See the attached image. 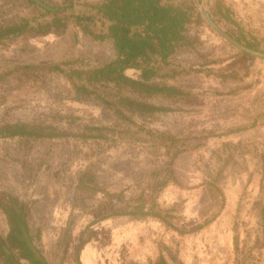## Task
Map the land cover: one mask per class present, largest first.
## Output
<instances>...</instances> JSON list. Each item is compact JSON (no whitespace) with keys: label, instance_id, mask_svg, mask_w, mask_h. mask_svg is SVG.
<instances>
[{"label":"rangeland","instance_id":"1","mask_svg":"<svg viewBox=\"0 0 264 264\" xmlns=\"http://www.w3.org/2000/svg\"><path fill=\"white\" fill-rule=\"evenodd\" d=\"M40 1L51 8L71 3L73 9L61 15L69 16L90 14L86 5L103 0ZM221 1V13L218 0L199 3L228 36L245 47L252 43L254 51L264 53V0ZM43 9L24 0H0V17L39 15ZM197 10L204 21L189 26L188 34L198 54L180 49L170 66L161 67L160 75L184 67L188 75L168 81L192 90L198 99L178 104L152 99L153 105L171 111L136 121L173 134L184 132V137L212 132L216 136L182 138L176 159L177 151L168 152L133 126L129 127L135 136L130 131L124 137L111 133L110 140L0 139V194L18 196L28 205L30 233H40L35 244L43 251L45 263L78 264L79 249L81 264H150L160 255L169 264H264V59L254 56L245 62L243 51L219 35L202 10ZM52 19L46 16L43 21ZM82 54L115 57L111 41L94 42L70 26L61 33L30 36L26 48L21 39L7 41L0 47V67H49ZM126 74L138 78L139 72L131 69ZM237 74L240 80L220 76ZM75 95L59 73H40L30 80L12 75L0 84V127L16 122L36 125L53 112L79 119L73 124L48 121L67 133H82L85 125L118 130L121 122L112 112L94 100L77 102ZM237 127L245 130L225 134ZM172 162L181 184L170 183L157 200L172 217L168 220L173 229L154 217L137 221L123 216L126 202L141 191L152 197L156 184L152 173L160 169V179H164L163 169ZM84 174L95 177L99 192L90 195L77 190ZM106 192L120 196L110 201ZM70 222L68 240L58 246ZM8 232L7 218L0 209V236L5 238ZM64 246H68L66 251Z\"/></svg>","mask_w":264,"mask_h":264},{"label":"trees","instance_id":"2","mask_svg":"<svg viewBox=\"0 0 264 264\" xmlns=\"http://www.w3.org/2000/svg\"><path fill=\"white\" fill-rule=\"evenodd\" d=\"M24 1L28 5L38 8L34 1ZM218 2L220 3L216 4V7L221 13L223 2L221 0ZM65 4L68 6L52 8L54 9L52 11L43 9L44 12H39V15L27 17L19 15L1 16L0 47H4L7 41L21 39L23 47L26 48L29 45L30 36H45L51 32L61 33L68 30L70 26H74L94 42L111 41L115 57L104 59L97 55L82 54L49 67L40 65L0 67V84L6 82L12 75H15L18 80H30L40 73L43 75L52 72L59 73L74 88L75 101L80 103L89 100L96 101L105 110L112 112L120 120L121 125L117 126L118 130L116 131L115 128L85 125L81 128L82 133H67V131L49 124V122L73 124L79 119L74 116L48 112L43 123L35 125L16 122L1 126L0 134H6L0 135V139L22 138L32 141L73 137L86 141L110 140L109 134L114 133L116 136L124 137L129 131L132 133L129 126H133L155 138L158 145L168 152L177 151L173 155V159H176L180 154V151L178 152L180 145L178 144H181L183 139L185 141L198 140L216 136L212 132L202 136L190 134L184 137V132L173 134L146 127L136 121V119L143 121L158 115H165L171 111L168 107L153 105L150 103L152 99L160 98L173 104L198 99L199 95L193 93L192 90L179 87L168 81V79L188 75L189 73L184 67L179 65L173 74L160 75L161 67L170 66L172 57L180 49L188 48L198 54L195 49V41L189 37L188 31L189 26L193 24L199 26L204 20L193 0H103L99 4L86 5L90 14L75 15L72 13L69 16H61L65 11L72 10L74 6L68 2ZM46 16H53L50 23L43 21ZM75 38L77 40V37ZM250 44L252 43L246 44V47L255 50V46ZM241 55L245 57V62L256 59L246 52H241ZM41 69L44 71L40 72ZM131 69L139 72L138 78H132L126 74V71ZM220 76L224 80H240L242 78L238 74ZM158 79L162 80L158 81ZM227 94L235 95L236 93H222L220 95ZM46 122L48 123L46 124ZM243 130H245L243 127L231 128L225 131V134L238 133ZM132 134L135 136V133ZM167 167V169H163L167 173L164 179H160L162 172L160 169L152 173L156 179V184L152 189V197L148 198L146 193L141 191L136 198L126 202L123 216H128L137 221L154 217L169 229H173V225L168 220L171 217L166 212L168 210L162 208L157 200L160 192L170 183L175 185L180 183L175 176L173 162ZM94 183V176L87 177L84 174L79 180L77 190L94 195L99 192L94 187ZM104 194L110 201L115 196H120V193L106 192ZM0 209L5 214L9 227L7 236L5 238L0 237L11 252L8 255L0 245V264H24L21 261L28 264H47L43 259L45 258L43 251L35 244L41 238L40 233L38 232L35 236L30 233L28 205L21 201L18 196L0 194ZM214 219L215 217L211 218L206 224L212 223ZM71 227L72 222L64 228V240L61 239L58 246L65 242V239L68 240ZM179 232L184 233V231ZM67 247L64 246L63 251H66ZM76 254L77 262L81 264L79 249ZM170 258L173 262H177L176 257L172 254H170ZM150 264L169 263L165 256L160 255L156 261L150 262Z\"/></svg>","mask_w":264,"mask_h":264},{"label":"water","instance_id":"3","mask_svg":"<svg viewBox=\"0 0 264 264\" xmlns=\"http://www.w3.org/2000/svg\"><path fill=\"white\" fill-rule=\"evenodd\" d=\"M35 3H37L38 5H40L41 7L47 9V10H54L52 9L50 6H48L47 4H45L44 2L40 1V0H32ZM194 4L196 5V7L200 8L202 10V13L204 14L206 20L208 21V23L211 25V27L219 34L221 35L225 40H227L229 43H231L234 47L240 49L243 52L249 53L250 55L259 57L264 59V53L259 52V51H254V50H250L247 49L245 46H243L242 44H239L235 39L231 38L230 36H228L216 23L215 21H213V19L211 18V16L209 15L208 11H206L205 9L202 8V6L199 3V0H193ZM6 133H2L0 135H3ZM0 245L3 247V249L6 251V253L9 255L11 254V252L7 249L6 245L4 244V241L2 240V238L0 237ZM41 261H43V259H41Z\"/></svg>","mask_w":264,"mask_h":264},{"label":"crops","instance_id":"4","mask_svg":"<svg viewBox=\"0 0 264 264\" xmlns=\"http://www.w3.org/2000/svg\"><path fill=\"white\" fill-rule=\"evenodd\" d=\"M239 96V95H238ZM234 97H237V95L236 96H234Z\"/></svg>","mask_w":264,"mask_h":264}]
</instances>
